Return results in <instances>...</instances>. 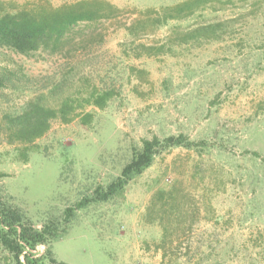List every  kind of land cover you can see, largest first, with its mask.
<instances>
[{
	"label": "rangeland",
	"instance_id": "rangeland-1",
	"mask_svg": "<svg viewBox=\"0 0 264 264\" xmlns=\"http://www.w3.org/2000/svg\"><path fill=\"white\" fill-rule=\"evenodd\" d=\"M106 1L116 19L80 22L57 49L0 46L14 73L0 87V202L55 227L35 252L67 264H264V0H198L167 22L150 9L186 0ZM32 102L56 111L50 129L9 141L6 115ZM179 134L206 144L162 151L121 194L78 208L145 139ZM0 264H15L2 247Z\"/></svg>",
	"mask_w": 264,
	"mask_h": 264
},
{
	"label": "trees",
	"instance_id": "trees-1",
	"mask_svg": "<svg viewBox=\"0 0 264 264\" xmlns=\"http://www.w3.org/2000/svg\"><path fill=\"white\" fill-rule=\"evenodd\" d=\"M197 1L186 0L174 6L150 10L157 12L159 16L163 14V19L158 20L167 22L170 19L182 18V12L192 8ZM120 10L118 6L106 0H80L61 6H54L46 1L34 6L27 3L21 6L17 3L7 5L0 0V46L12 48L23 54L41 48L57 49L63 43L68 31L80 22H93L102 18L116 19ZM212 26L198 28V31ZM13 76L11 70L0 71V87L12 82ZM109 96L108 92L98 94L94 102L103 107ZM63 110L62 108L61 111ZM6 116L10 125L7 137L9 141L18 138L33 142L50 129L56 111L32 102L23 111ZM201 144H206V141H192L185 134L145 139L142 147L135 149L121 174L106 187H97L91 197H86L78 203V208L92 201H107L121 194L134 178L143 174L153 164L155 157L162 151L179 146L198 148ZM73 214L74 208L68 207L66 215L70 217ZM58 237L55 227L45 224L42 228H37L20 207L10 202H0V247L13 255L15 264H67L54 257L51 248H48L44 254L35 252L39 245L50 244Z\"/></svg>",
	"mask_w": 264,
	"mask_h": 264
}]
</instances>
